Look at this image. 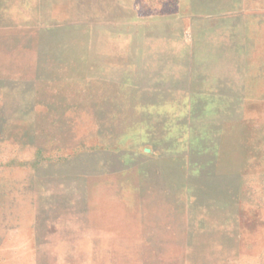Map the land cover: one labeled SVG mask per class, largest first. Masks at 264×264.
Wrapping results in <instances>:
<instances>
[{
	"label": "rangeland",
	"instance_id": "rangeland-1",
	"mask_svg": "<svg viewBox=\"0 0 264 264\" xmlns=\"http://www.w3.org/2000/svg\"><path fill=\"white\" fill-rule=\"evenodd\" d=\"M0 264H264V0H0Z\"/></svg>",
	"mask_w": 264,
	"mask_h": 264
},
{
	"label": "trees",
	"instance_id": "trees-1",
	"mask_svg": "<svg viewBox=\"0 0 264 264\" xmlns=\"http://www.w3.org/2000/svg\"><path fill=\"white\" fill-rule=\"evenodd\" d=\"M47 144H50L52 146L53 151H57L59 149H64L65 148L62 144H60L58 142H55L54 140H49L47 142ZM259 146H260L259 143L256 144V145H252V149L254 150V149L258 148L260 150ZM38 151H41V150L38 149L37 152ZM255 154H256V152H255ZM257 155H259V153H257ZM249 158H250L251 161H248V163H250V162L251 163H256L258 161L254 155H250ZM242 192H244V188L243 187H242ZM246 204L248 205V203L242 202V205H246Z\"/></svg>",
	"mask_w": 264,
	"mask_h": 264
},
{
	"label": "water",
	"instance_id": "water-1",
	"mask_svg": "<svg viewBox=\"0 0 264 264\" xmlns=\"http://www.w3.org/2000/svg\"><path fill=\"white\" fill-rule=\"evenodd\" d=\"M145 152H149V150L145 149Z\"/></svg>",
	"mask_w": 264,
	"mask_h": 264
}]
</instances>
